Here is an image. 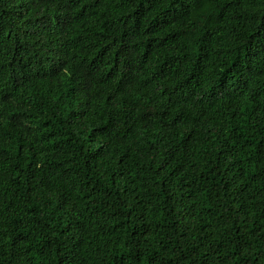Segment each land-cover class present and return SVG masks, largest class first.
<instances>
[{
	"label": "trees",
	"instance_id": "trees-1",
	"mask_svg": "<svg viewBox=\"0 0 264 264\" xmlns=\"http://www.w3.org/2000/svg\"><path fill=\"white\" fill-rule=\"evenodd\" d=\"M0 264H264V0H0Z\"/></svg>",
	"mask_w": 264,
	"mask_h": 264
}]
</instances>
